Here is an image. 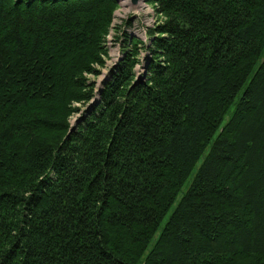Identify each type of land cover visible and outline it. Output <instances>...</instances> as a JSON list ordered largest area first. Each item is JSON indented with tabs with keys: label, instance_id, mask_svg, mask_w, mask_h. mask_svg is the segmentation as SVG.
<instances>
[{
	"label": "trees",
	"instance_id": "1",
	"mask_svg": "<svg viewBox=\"0 0 264 264\" xmlns=\"http://www.w3.org/2000/svg\"><path fill=\"white\" fill-rule=\"evenodd\" d=\"M152 2L96 101L118 0H0V264H264V0Z\"/></svg>",
	"mask_w": 264,
	"mask_h": 264
},
{
	"label": "rangeland",
	"instance_id": "2",
	"mask_svg": "<svg viewBox=\"0 0 264 264\" xmlns=\"http://www.w3.org/2000/svg\"><path fill=\"white\" fill-rule=\"evenodd\" d=\"M118 6L114 11V17L112 25L120 26L121 28H111L110 34L107 36V46L109 55L106 58V65L104 67H99V74H89L87 75L90 79L97 83V94L96 101L99 98V91L103 87V83L109 78V71L119 62L123 57L125 51L128 48H132V43L130 46L126 45L125 35H123V30H125L128 36L138 37L145 45L149 43L148 29L155 27V25L164 19L163 15H159L156 12L155 3L152 0H139L138 5L133 6L130 0H118ZM130 19L131 24H126L125 20ZM120 35V36H117ZM128 44V43H127ZM139 50L138 58L140 63H137L135 68V78H139L141 75H146L147 68V58L149 56L147 49L141 45ZM93 102V101H92ZM90 103L82 105L81 111L76 113L72 119L71 123L73 126L79 124V119L87 114L88 109L91 108Z\"/></svg>",
	"mask_w": 264,
	"mask_h": 264
},
{
	"label": "water",
	"instance_id": "3",
	"mask_svg": "<svg viewBox=\"0 0 264 264\" xmlns=\"http://www.w3.org/2000/svg\"><path fill=\"white\" fill-rule=\"evenodd\" d=\"M130 2H131V4H132L133 6H136V5H138L139 0H130Z\"/></svg>",
	"mask_w": 264,
	"mask_h": 264
}]
</instances>
